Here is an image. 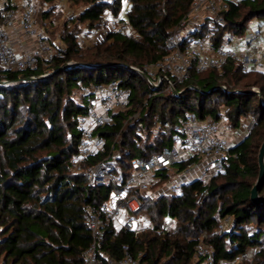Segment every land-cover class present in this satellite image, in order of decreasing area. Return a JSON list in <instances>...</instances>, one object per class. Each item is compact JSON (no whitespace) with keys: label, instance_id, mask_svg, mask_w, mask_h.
Here are the masks:
<instances>
[{"label":"trees","instance_id":"1","mask_svg":"<svg viewBox=\"0 0 264 264\" xmlns=\"http://www.w3.org/2000/svg\"><path fill=\"white\" fill-rule=\"evenodd\" d=\"M43 1L49 2L46 10L40 8L38 12L44 29L52 24L57 0H40V4ZM84 1L85 7L73 18L76 28L79 23L86 24L93 33L104 14L122 15L123 3L129 1L127 21L133 33L113 34L84 49L78 40L79 30L72 29L62 38L67 48L65 56L47 69L0 70V81L11 83H0L2 264H82V254L91 240L84 222V206H100L109 199L112 188L89 186L84 175L74 172L69 164L78 150V117L90 107L86 97L80 95L76 100L74 96L93 83L121 80V86L132 97V111L142 108L150 89L131 67H141L169 52L165 39L178 28L194 2ZM260 17L264 18V0L230 3L224 13L225 26L216 30V42L222 43L232 35L242 37L249 22ZM67 63L72 65L59 70ZM48 73L45 78L29 80ZM191 78L176 85L177 91L182 90L179 97L163 93L147 101L141 117L147 128L156 115L162 121L175 122L180 115L196 113L202 119L219 121L221 105L227 107L223 117L229 129H238L249 115L255 123L231 147V154L237 157L231 156L227 170L216 174L209 185L199 179L185 183L181 195L163 196L156 201L144 197L139 214L147 212L149 227L142 233L136 235L125 229L117 233L110 224L102 250L112 258L121 257L126 245L143 263L202 264L194 258V249L203 241L214 248L218 264H231L237 255L250 251L264 232V205L250 200V189L258 177L257 155L264 140V69L243 72L242 64L228 61L220 69L192 74ZM222 86L228 93L222 91ZM252 87H257L259 95L247 92ZM125 119L124 113H115L112 124L98 127L96 133L105 135L110 143L116 140L120 154L116 162L126 171L133 157L148 158L172 146L171 135L145 137L132 124L123 126ZM192 160L197 161L178 162L177 172ZM219 178L224 181L219 183ZM204 189L206 195L197 205ZM259 192L264 196V185ZM167 218L173 220L174 232L163 229ZM226 218L231 219V228L220 231V223ZM252 260L264 264V250Z\"/></svg>","mask_w":264,"mask_h":264},{"label":"built area","instance_id":"2","mask_svg":"<svg viewBox=\"0 0 264 264\" xmlns=\"http://www.w3.org/2000/svg\"><path fill=\"white\" fill-rule=\"evenodd\" d=\"M1 1L0 70L22 72L37 66L47 69L54 60L65 56L66 45L52 42L48 33L39 26V9L46 10L49 7L48 1L40 4V0H13L10 5L7 4L8 0ZM241 1L243 0H194L178 28L165 39L169 52L156 61L133 67V71L148 83L150 90L147 101L158 94L173 95L172 90H176V85L190 81L192 74L220 69L228 61L242 64L243 72L250 71L251 66L255 70L264 69V50L257 56L253 52L245 56V53L239 54L230 46L229 39L222 43L215 40L216 30L225 26L224 13L230 3L238 4ZM18 31L34 41L32 50L20 51L13 48L11 35ZM132 33L130 24L122 15L106 13L92 36L96 44L106 41L113 34ZM261 38H264L262 31H252L251 38L243 42L245 49H249ZM48 75L49 73L43 76ZM0 83L11 84L5 79ZM120 83L121 80L93 83L81 90L82 95L89 100L90 107L78 117V150L71 156L69 164L74 172L84 175L89 186L105 185L112 188L109 199L100 206H84V222L91 240L82 254V264H147L140 260V256H134L126 245L122 247V255L118 259L102 250L110 224H113L117 233L125 229L139 235L149 224L132 217L142 212L143 198L150 197L151 190L162 186L170 194L181 195L182 186L193 181L186 180V176L196 168L200 169L199 179L206 186L216 174L227 170L231 156L237 157L236 154H231L233 143L223 135L220 122L210 118L202 119L196 113L180 115L175 122L162 121L156 115L147 128L141 120L147 101L142 108L132 111V97ZM221 89L228 93L224 86ZM252 91L259 95L257 88L253 87ZM118 112L125 114L123 126L132 124L144 136L171 135L172 146L161 153L151 154L148 158L133 157L129 170L126 171L116 162L120 158L116 140L110 143L105 135L96 133L98 127L111 125L113 115ZM254 123L255 118L249 115L235 130V134H247ZM188 159L197 161L192 160L182 172H177V163ZM165 174L167 178L164 177ZM170 176L174 177V181ZM206 191L204 189L199 195L197 205ZM221 222L223 229L222 226L230 224L231 219L226 218ZM171 229L170 223H167L164 230L169 232ZM257 241L250 251L237 255L231 264L250 260L264 250V232ZM194 251V258L202 264H218L211 245L200 241Z\"/></svg>","mask_w":264,"mask_h":264},{"label":"rangeland","instance_id":"3","mask_svg":"<svg viewBox=\"0 0 264 264\" xmlns=\"http://www.w3.org/2000/svg\"><path fill=\"white\" fill-rule=\"evenodd\" d=\"M55 3H56V8L54 9V11L51 14L52 24H48V25H46V27H44V29H46L45 32L48 33L49 37H51V39L54 41V43H56L57 45H65L64 41H62L63 35L67 31L74 29L73 31L79 30L78 31L79 32L78 33V40H79V43L81 44L82 48L87 49V48L95 45V42H94V39L92 36L93 33L89 32L86 29V24L79 23L77 25V28L74 26L75 20H73V18H76L79 16V12L86 5L85 1L79 0L78 2L70 3L69 0H57ZM129 7H130V5L127 4V2L123 3V8H122L121 14L125 20L128 19L127 12H128ZM39 26L41 27V23H39ZM255 30L262 31V33L264 35V18L263 17L252 19L249 22V24L247 25V29H246V31L242 37H239L237 35H234V36L232 35V37L229 36V38H228L230 40L229 44L232 47H235L236 51L238 53H240L241 49H242L241 46H242V44H244L243 42L245 41V39L249 40L252 36V31H255ZM261 47L264 49V38H261L260 40L255 41L254 45L251 46L248 50H246L244 55L248 56L249 53L253 52L257 56V55L262 53V51H259V49H261ZM252 70H255L253 68V66L250 67V71H252ZM255 88H257V87H255ZM80 95H82V92L77 93L74 96V98H76V100H78V98H80L79 97ZM218 109L222 113L221 119L219 121L221 122V125H225V127H227V121L223 117V115H225L226 112L228 111L227 107L221 105V106H219ZM242 121L244 122L245 120H242ZM245 135H247V134H245ZM199 177H200V171H199V168L198 169L196 168V169L192 170L186 176V180L195 181V180H198ZM170 178L172 180L174 179L173 176L172 177L170 176ZM253 180H255V179H253ZM218 181H219V183H221L224 181V178H219ZM209 184H210V181L207 182V185H209ZM150 195L152 197V201H156L160 197H163V196H173V194H170L162 186L155 187L153 190H151ZM147 218H148V216H147L146 211H144L142 214L134 215V217H132V219H136L139 221L144 220L146 222V224L148 223ZM167 223L168 224L170 223V226L172 227L171 231H169V232H174L175 231L174 223H173V220L170 218H167V220L165 221V223L163 225V229L165 228ZM140 225L144 226V224L141 222H140ZM222 227H223V229H221V226H220V229H219L220 231H228V230H230L231 225L228 224L227 226L224 225ZM167 232L168 231H166V233ZM3 259H4V257H0V264H2ZM243 264H254V261L251 258L250 260H248L247 262H244Z\"/></svg>","mask_w":264,"mask_h":264},{"label":"crops","instance_id":"4","mask_svg":"<svg viewBox=\"0 0 264 264\" xmlns=\"http://www.w3.org/2000/svg\"><path fill=\"white\" fill-rule=\"evenodd\" d=\"M11 1L13 2V0H11ZM14 1L19 2V0H14ZM11 45L13 46V48L20 50V51H30L33 49L35 44H34V41L31 39H28L24 35V33L18 31V32H12ZM233 48L236 50L235 47H233ZM241 48L242 49H241V52L239 54H244L246 51L245 44H242ZM262 50H264V49L261 47V49H259V51H262ZM220 126L222 127L223 135L228 140H230V142H232L233 145L237 144V142L241 141L246 136V135L237 136V134H235L236 129H231V128L229 129L228 127H225V125H221V122H220ZM199 171H200V169H199Z\"/></svg>","mask_w":264,"mask_h":264},{"label":"water","instance_id":"5","mask_svg":"<svg viewBox=\"0 0 264 264\" xmlns=\"http://www.w3.org/2000/svg\"><path fill=\"white\" fill-rule=\"evenodd\" d=\"M71 65L72 64H64V66L61 67L59 70H64L65 68L70 67ZM131 69H133V67H131ZM36 78L41 79V78H45V76L31 77V78H29V80L36 79ZM197 89L198 88H196L195 90H197ZM181 92L182 91L177 92L175 89L172 90L173 95H175L177 97L180 96ZM247 92L251 93L253 91H247ZM257 159H258V174H257L258 177L250 189V200L254 204L264 205V196L260 195V192H259L260 189L264 185V140H263V143L259 149Z\"/></svg>","mask_w":264,"mask_h":264}]
</instances>
